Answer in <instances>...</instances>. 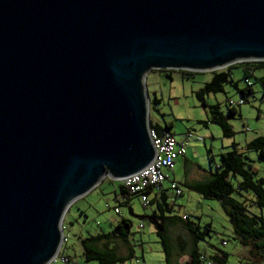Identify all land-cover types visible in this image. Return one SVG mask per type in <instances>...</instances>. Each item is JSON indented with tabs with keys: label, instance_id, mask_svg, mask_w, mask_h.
Segmentation results:
<instances>
[{
	"label": "water",
	"instance_id": "95a60500",
	"mask_svg": "<svg viewBox=\"0 0 264 264\" xmlns=\"http://www.w3.org/2000/svg\"><path fill=\"white\" fill-rule=\"evenodd\" d=\"M264 61V0H0V264H49L67 208L153 157L144 76Z\"/></svg>",
	"mask_w": 264,
	"mask_h": 264
},
{
	"label": "rangeland",
	"instance_id": "374dc122",
	"mask_svg": "<svg viewBox=\"0 0 264 264\" xmlns=\"http://www.w3.org/2000/svg\"><path fill=\"white\" fill-rule=\"evenodd\" d=\"M254 63L257 62L235 63L220 69L228 73L229 82L222 86L220 92L204 96L206 105H216L230 130L228 136L223 135L217 124L210 122L212 116L208 108L202 107L194 96L210 80L211 72L151 69L143 80L149 123L160 129L170 124L169 133L177 143L183 144L185 150L183 157L186 163L175 161L173 169L164 172L177 184L181 195L175 196L172 190L166 191V210L162 215L187 216L190 223L200 228L209 225V238H205L206 242H198L197 248L202 250L205 247V254L220 250L226 254L224 264H241L243 258H247V249L232 238L231 226L219 202L205 199L183 184L187 179L202 180L200 175L206 177L208 173L217 171L220 154L230 151L232 145L245 158L254 178H264V158L245 149L246 143L252 139L264 137V84L260 80L264 78V66L255 67ZM230 82H235L238 90L248 88L249 92L241 94ZM230 107L236 111L232 117L227 112ZM118 184L104 176L65 211L61 220L63 242L59 254L68 258L66 264H83L81 241L110 233L121 220L129 222L126 241L113 236L98 246L106 242L107 247H112L125 264H164L161 246L150 221L152 214L159 215L153 201L155 194H147V203L143 204L136 196H121ZM242 194L246 209L250 213H258L250 195ZM165 228L172 245V262H183L190 248L188 233L179 224H166ZM221 241L225 242L224 246Z\"/></svg>",
	"mask_w": 264,
	"mask_h": 264
},
{
	"label": "trees",
	"instance_id": "16d2710c",
	"mask_svg": "<svg viewBox=\"0 0 264 264\" xmlns=\"http://www.w3.org/2000/svg\"><path fill=\"white\" fill-rule=\"evenodd\" d=\"M253 65L255 67L264 66V61H258ZM211 73L210 80L198 89L194 96L202 107L208 108L212 116L210 122L217 124L222 129L223 135L228 136L230 130L223 117L218 113L216 105L208 106L204 101V96L220 92L222 86L229 82L228 73L224 70ZM260 80L264 84V78ZM230 85L241 94L246 91L249 92L248 88L238 90L235 82H230ZM227 112L230 117L236 114L235 109L232 107L228 108ZM148 127L160 134L162 131L169 132L170 124H165L164 128L160 129L156 125L152 126L148 121ZM245 149L255 152L259 158H264V137L259 136L252 139L246 143ZM183 186L205 199H214L219 202L231 226L232 238L241 247L247 249V258H243L244 261L241 264H264V178H254V173L250 171L249 164L234 145H232L230 151L220 154L217 171L208 173L202 180L185 182ZM166 191L161 192L158 197H154L153 201L159 215L152 214L150 218L161 246L164 264H202L201 257L203 255L215 264H224L226 254L220 250L215 249L214 253L205 254V247L202 250L197 248L198 242H206L205 238H209V225L206 224L203 228H200L196 224L190 223L187 216L182 219V217H164L162 215L163 211L166 210V197L163 195ZM118 192L121 196L128 195L120 184H118ZM242 193L250 195L251 203L258 209V213H250L246 209ZM166 224H179L188 233L190 248L183 262H172V245L166 232ZM128 228L129 222L121 220L110 233L83 239L81 241L83 264H115L122 262L123 259L116 255L112 247H107L106 242H103L102 246L98 245L113 236L126 241Z\"/></svg>",
	"mask_w": 264,
	"mask_h": 264
},
{
	"label": "built area",
	"instance_id": "2783aa9c",
	"mask_svg": "<svg viewBox=\"0 0 264 264\" xmlns=\"http://www.w3.org/2000/svg\"><path fill=\"white\" fill-rule=\"evenodd\" d=\"M147 134L153 149L151 161L139 171L120 178L116 182L122 186L128 195L138 197L143 204L147 203L146 196L149 193L159 195L165 190H172L175 196H180L181 192L177 184L169 180L164 172L171 171L175 161L183 158L185 154L183 144L181 142L177 143L169 132L162 131L157 134L154 130L148 129ZM165 184L166 186H164ZM114 212L116 211L114 210ZM182 219H185V216H182ZM62 242L63 235L61 244ZM220 244L224 246L225 242L221 241ZM201 260L206 264H215L208 260L205 255L201 257ZM55 262L66 264L68 258L60 255L58 251L49 264ZM120 264L125 263L121 262Z\"/></svg>",
	"mask_w": 264,
	"mask_h": 264
},
{
	"label": "crops",
	"instance_id": "0c3cea01",
	"mask_svg": "<svg viewBox=\"0 0 264 264\" xmlns=\"http://www.w3.org/2000/svg\"><path fill=\"white\" fill-rule=\"evenodd\" d=\"M176 161H182V162H185L186 163V160L184 159V157L183 158H181V159H178V160H176ZM197 169H198V167H197ZM202 173H204V171L202 172ZM166 176L168 177V179L170 180V178H169V176L167 175V173H166ZM200 177L201 178H204L205 176L204 175H200ZM193 178V177H192ZM195 178H197V177H195ZM199 180V179H198ZM198 180H191V179H187L185 182H191V181H198ZM153 194H155V193H153ZM160 195V194H159ZM159 195H156L155 194V198H156V196L158 197ZM165 197H166V192L163 194Z\"/></svg>",
	"mask_w": 264,
	"mask_h": 264
}]
</instances>
